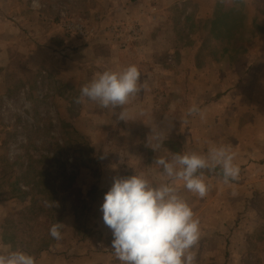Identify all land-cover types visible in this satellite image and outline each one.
Segmentation results:
<instances>
[{"label": "rangeland", "instance_id": "374dc122", "mask_svg": "<svg viewBox=\"0 0 264 264\" xmlns=\"http://www.w3.org/2000/svg\"><path fill=\"white\" fill-rule=\"evenodd\" d=\"M156 1L35 0L39 7H34V0H0L3 254L9 251L5 244L12 243L34 258L44 248H57L63 253L70 250L73 256L86 255L68 258L65 262L70 264H121L100 211L113 178L139 175L153 186L172 183L155 164L157 158L181 154L180 136H167L170 129L185 131L192 152H198L200 138L204 147H212L215 140L221 141L214 133L250 129V89L230 87L231 77L247 84L250 71V0H186L183 5L193 9L189 14L178 6L182 0H167L173 6L161 8L174 20L164 26L163 37L144 29L156 21ZM190 34L196 38H189ZM94 40L100 41L99 51L131 58L138 46L147 45L143 60L131 63L140 67V83L145 87L123 106L131 105L126 121H119V107L74 103L81 88L104 72L103 60L87 69L80 67L86 62L74 56ZM44 47L51 51L40 55ZM152 53V58H145ZM232 89L237 92L217 102ZM231 105H238V110L232 111ZM193 106L202 115H188ZM136 113L149 124L155 121L153 129L164 132L163 143L157 148L155 142L137 138L130 146L136 150L125 154L120 146L128 141L116 136L125 130L135 134ZM221 117L228 118L221 121ZM204 181L208 192L203 198L182 184L174 185L199 220L194 264H264V204L256 202L260 194L251 207L238 196L246 198V186ZM56 223L61 224L59 240L49 233ZM35 264L40 263L35 259Z\"/></svg>", "mask_w": 264, "mask_h": 264}, {"label": "clouds", "instance_id": "9594fccd", "mask_svg": "<svg viewBox=\"0 0 264 264\" xmlns=\"http://www.w3.org/2000/svg\"><path fill=\"white\" fill-rule=\"evenodd\" d=\"M34 7H39L35 3ZM140 72L135 65L119 72L104 71L81 88L74 103L94 102L105 109L121 108L119 121H126L123 106L141 92ZM200 110L193 106L188 115ZM159 148L163 134L152 129L147 137ZM234 154L226 146H213L206 155L173 153L170 159L157 158L161 175L173 183L153 184L139 175L114 177L104 195L100 211L104 224L111 230V248L121 264H194L193 247L200 238L199 220L187 202L178 194L175 183L182 184L200 198L206 196L205 169H220L222 181L228 184L239 178L240 168L234 164ZM61 224H54L50 236L61 238ZM10 248V246H7ZM0 264H35V258L22 251L0 254Z\"/></svg>", "mask_w": 264, "mask_h": 264}, {"label": "crops", "instance_id": "0c3cea01", "mask_svg": "<svg viewBox=\"0 0 264 264\" xmlns=\"http://www.w3.org/2000/svg\"><path fill=\"white\" fill-rule=\"evenodd\" d=\"M138 0H136L137 2ZM186 0H182L178 3L179 7H184V10H186V14H189L193 11V9L190 7V5H183ZM135 2V3H136ZM158 5V16L156 17V21L152 23V25L145 26V30H152V33L156 34V37L162 36V32L164 31L163 28L166 25V23L171 24V18L174 20V17L170 14L167 15L168 12L165 11L164 8H161L162 5L164 7H171L172 4L168 5L167 0H158L156 1ZM130 4V3H129ZM135 4H130V8H133ZM145 5V4H144ZM143 5V6H144ZM146 6V5H145ZM144 6V7H145ZM142 8L143 13H147L148 11L145 8ZM1 10V9H0ZM2 11V10H1ZM155 9H152L151 12H154ZM0 16H2L0 14ZM202 20V18H200ZM1 21H7L6 19L2 18ZM140 30V29H139ZM143 30V29H142ZM140 32V35L143 34V32ZM189 38H192L193 40L196 38V36L189 35ZM199 40H202L201 37H198ZM99 40L91 41L87 47L82 48L76 56L77 58L80 56L81 61H85L86 63H81L80 67H85L89 69L92 67L93 63H100V60H103V67L104 71H121L124 68L131 66V63L133 60L142 61L141 54L143 53V50L147 48V45H145V42L142 43L144 48H141V46H138L135 51L136 54H133L131 57H125L123 56L125 53H115L114 51L108 52H102L99 51L101 47H99ZM106 42V41H105ZM151 45L152 41H148ZM162 44H165L166 40L162 39L160 40ZM111 43V42H110ZM251 43L253 46H251ZM152 46V45H151ZM49 48H54L55 46L48 45ZM42 48L40 49V55H46L49 54L51 50L49 48ZM161 46L157 49L160 50ZM95 51L97 52L95 54ZM35 52V51H34ZM113 52V53H112ZM100 57H98V54ZM152 55H146L145 58H152ZM97 55V56H96ZM85 56V57H84ZM123 56V57H122ZM104 57V58H101ZM247 57L250 59V71L246 74V83L242 84L239 82H234V78L231 77V84L230 87H236V88H249L250 89V108H248L247 115L250 116V131H244L242 129L237 128H230L228 133L226 135H218L217 133H214V137L216 139L221 140L220 142H217L215 140L214 143L211 144V146H226L233 154H234V164L238 165L240 168L239 178L235 181H230L228 184L230 185H237L239 186H246V198H242L240 202L249 204L251 207H255L253 203L255 202L254 197L256 194H260V201H256L257 203L264 204V0H250V54L247 55ZM92 59V61L90 60ZM92 62V63H91ZM85 64V65H84ZM138 68H140L138 66ZM233 73V71H232ZM231 73V75H233ZM237 81V80H236ZM236 89H232L231 91L225 92L222 94L221 98L217 102L223 103L231 94L236 93ZM86 103H93V102H86ZM227 103L231 104V101H227ZM131 105L126 107V109H130ZM235 106L231 105L230 108L232 111L238 110ZM136 109H140L136 106ZM137 114V113H136ZM137 122V129L133 131L135 134L138 133L139 136H134L135 134L131 133L132 131H120L116 137L119 138V140L128 141L123 144H121L120 149H125V154H127V151L136 149L130 147L131 142L133 140L137 141L140 139H147L149 135H151V130L154 128L152 124H155V121L149 124V122L146 120L144 121L145 117L141 114H137V116H133ZM132 118V117H131ZM170 118V117H169ZM169 118L167 119V128L169 124ZM228 117H221V121L226 120ZM171 119V118H170ZM205 119V118H202ZM185 117L183 119V124L185 123ZM214 120L215 117H214ZM174 124V123H172ZM147 127V128H146ZM148 127H152L149 129ZM171 127V126H170ZM184 129V127H183ZM157 130L161 131L162 134L164 133L161 129L157 128ZM230 132V133H229ZM141 133L147 134L145 137L141 135ZM179 134L181 142L183 143L181 154H199V155H206L207 152L211 147H204V140L200 138L199 143L196 145L198 146V152L191 151L188 149L189 140L186 136L185 131H175V128L170 129V131H166L167 136ZM114 135V134H113ZM202 135L205 136L204 133ZM206 137V136H205ZM204 139V137H203ZM210 140V139H209ZM123 145V146H122ZM139 147V143H137ZM130 147V148H128ZM128 148V149H127ZM171 151V150H170ZM173 153V152H171ZM215 180L220 181L223 183L222 178L217 177H204V180ZM172 182V181H171ZM173 183V182H172ZM224 186V185H223ZM250 189V190H249ZM237 201V200H236ZM238 216H236L237 218ZM1 241V240H0ZM6 246H10L9 251H20L17 247H15V244L8 243L5 244ZM3 246V245H2ZM56 247V245H55ZM58 247V245H57ZM72 248H76L78 250V247L72 246ZM72 249V250H73ZM70 250L64 251L62 250L58 251L57 248L55 250L53 249H46L40 252V254L35 257V259L40 264H70L69 262H65L68 258L69 261L73 259H85L86 255H83L80 253V255L76 254V256H73ZM4 251L0 252V254H3ZM50 261H49V260ZM76 264H80V262H77Z\"/></svg>", "mask_w": 264, "mask_h": 264}, {"label": "trees", "instance_id": "16d2710c", "mask_svg": "<svg viewBox=\"0 0 264 264\" xmlns=\"http://www.w3.org/2000/svg\"><path fill=\"white\" fill-rule=\"evenodd\" d=\"M203 171V176L206 177V178H209V177H217V178H222L221 174H220V169L217 168L215 170H208V169H205V170H202ZM44 250H46V248H44ZM41 252V251H40ZM39 252V254H40ZM38 254V255H39Z\"/></svg>", "mask_w": 264, "mask_h": 264}, {"label": "built area", "instance_id": "2783aa9c", "mask_svg": "<svg viewBox=\"0 0 264 264\" xmlns=\"http://www.w3.org/2000/svg\"><path fill=\"white\" fill-rule=\"evenodd\" d=\"M80 28H82L81 26L80 27H77V29H80Z\"/></svg>", "mask_w": 264, "mask_h": 264}]
</instances>
